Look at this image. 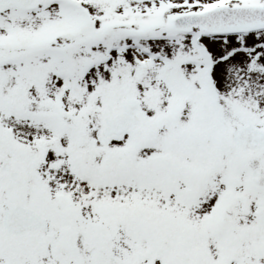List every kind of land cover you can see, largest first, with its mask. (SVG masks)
Listing matches in <instances>:
<instances>
[{
    "label": "snow or ice",
    "instance_id": "obj_1",
    "mask_svg": "<svg viewBox=\"0 0 264 264\" xmlns=\"http://www.w3.org/2000/svg\"><path fill=\"white\" fill-rule=\"evenodd\" d=\"M0 264H264V0H0Z\"/></svg>",
    "mask_w": 264,
    "mask_h": 264
}]
</instances>
